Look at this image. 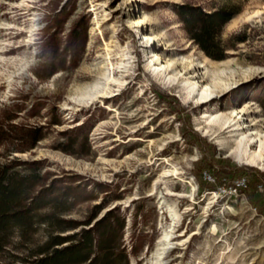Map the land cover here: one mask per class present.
Instances as JSON below:
<instances>
[{
  "label": "rangeland",
  "instance_id": "1",
  "mask_svg": "<svg viewBox=\"0 0 264 264\" xmlns=\"http://www.w3.org/2000/svg\"><path fill=\"white\" fill-rule=\"evenodd\" d=\"M67 2L0 0V114L34 129L61 119L42 130L32 150L13 152L17 141L1 145L0 163L44 161L42 172L55 178L79 175L89 190L98 182L111 186L94 201L71 205L65 219L85 223L102 207L93 227L117 209L126 222L124 244L137 251L130 264H264V216L245 194L206 173L210 186H203L197 176L203 158L217 169L264 174V163L248 165L236 145L244 135L264 136V0H72L75 12L61 37L86 16L85 52L78 68L47 78L38 70L45 28ZM184 4L239 9L222 31L225 60L209 58L188 36L177 14ZM139 17L147 24L136 28ZM105 77L115 82L92 101ZM40 99L46 108L29 118ZM84 123L89 145L68 148L76 154L58 149L67 143L61 134ZM262 183L264 191V177Z\"/></svg>",
  "mask_w": 264,
  "mask_h": 264
},
{
  "label": "trees",
  "instance_id": "2",
  "mask_svg": "<svg viewBox=\"0 0 264 264\" xmlns=\"http://www.w3.org/2000/svg\"><path fill=\"white\" fill-rule=\"evenodd\" d=\"M71 2L68 0L61 12L51 15L45 28L38 70L45 69L47 78L60 71L78 68L85 52L89 25L86 16L75 21L66 40L61 37L67 20L75 12V5H70ZM239 12V9L226 7L208 12L201 6L184 4L178 6L177 14L194 43L209 58L223 61L228 49L222 45V31ZM237 39L238 43L246 41L245 37ZM39 71H36L38 76ZM262 104L264 107V97ZM46 106V101H37L28 112L29 118L39 116ZM15 109L23 108L16 106ZM13 120L12 114L6 110L0 114V146L17 141L20 145L13 152L24 153L34 149L43 139L42 130L45 127L59 125L61 119L49 121L47 126L38 129L13 125ZM61 135L67 143L61 144L58 149L67 154H76L68 148L73 150L80 143V148L84 144L89 145V129L85 123ZM187 135L192 144L201 141L192 130ZM44 163L19 160L0 163V264H130L137 251H128L124 244L126 222L118 215L117 209L108 212L93 227L90 225L102 207L97 208L93 217L85 223L65 219L71 205L94 201L98 192L108 194L111 186L98 182L89 190L91 185L87 181L82 183L83 178L79 175L55 178L56 174L51 171L43 173ZM197 164V176L203 186H210V182L204 179L206 173L219 186L232 187L240 195L245 194L258 214L264 216V191L259 189L263 184L262 172L247 168L225 171L215 168L204 158ZM244 181V187L238 186ZM42 227L45 229L42 230ZM41 231L44 238L39 241ZM14 238L22 244L15 245Z\"/></svg>",
  "mask_w": 264,
  "mask_h": 264
},
{
  "label": "bare ground",
  "instance_id": "3",
  "mask_svg": "<svg viewBox=\"0 0 264 264\" xmlns=\"http://www.w3.org/2000/svg\"><path fill=\"white\" fill-rule=\"evenodd\" d=\"M28 0H22V4H25ZM147 24V20L144 17H139L136 19L135 26L136 28L139 26H143ZM148 41H152V39L158 38V35H154L152 38H148L149 36H146ZM106 84L104 86L103 91H98L95 93V96L91 98L92 101L97 100L98 98L103 97V93L105 91L109 90L110 86L115 82V79L113 77H105ZM204 91V97L205 98H210L212 97L213 92L208 90V86L205 88L203 87ZM195 91L193 90V93ZM91 101V102H92ZM239 112V111H237ZM223 128V127H222ZM226 131L223 130L221 133L224 134ZM264 137V136H263ZM261 136V134H255L251 133L249 136H243L241 140L237 141L236 145L239 151H241V157L243 158L244 162L247 163L248 165L252 166H258L262 163H264V139ZM256 143V144H255ZM255 144L256 148L255 150L252 151L251 145ZM237 151V149H233L231 151V154H234ZM238 151V152H239Z\"/></svg>",
  "mask_w": 264,
  "mask_h": 264
},
{
  "label": "built area",
  "instance_id": "4",
  "mask_svg": "<svg viewBox=\"0 0 264 264\" xmlns=\"http://www.w3.org/2000/svg\"><path fill=\"white\" fill-rule=\"evenodd\" d=\"M210 178V177H209Z\"/></svg>",
  "mask_w": 264,
  "mask_h": 264
}]
</instances>
